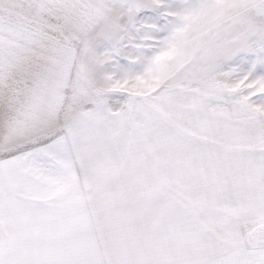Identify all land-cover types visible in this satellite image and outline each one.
<instances>
[{"label": "snow or ice", "instance_id": "snow-or-ice-1", "mask_svg": "<svg viewBox=\"0 0 264 264\" xmlns=\"http://www.w3.org/2000/svg\"><path fill=\"white\" fill-rule=\"evenodd\" d=\"M0 264H264V0H0Z\"/></svg>", "mask_w": 264, "mask_h": 264}]
</instances>
